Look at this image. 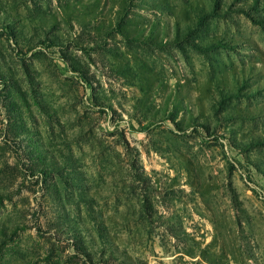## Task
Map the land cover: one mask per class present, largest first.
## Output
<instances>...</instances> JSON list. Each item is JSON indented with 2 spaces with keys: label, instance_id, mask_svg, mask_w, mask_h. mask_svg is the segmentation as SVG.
Segmentation results:
<instances>
[{
  "label": "rangeland",
  "instance_id": "374dc122",
  "mask_svg": "<svg viewBox=\"0 0 264 264\" xmlns=\"http://www.w3.org/2000/svg\"><path fill=\"white\" fill-rule=\"evenodd\" d=\"M0 264H264V0H0Z\"/></svg>",
  "mask_w": 264,
  "mask_h": 264
}]
</instances>
